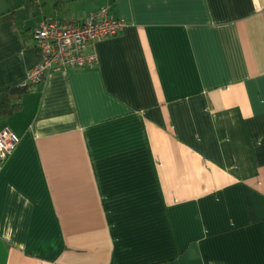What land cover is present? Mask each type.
<instances>
[{"label": "crops", "instance_id": "0c3cea01", "mask_svg": "<svg viewBox=\"0 0 264 264\" xmlns=\"http://www.w3.org/2000/svg\"><path fill=\"white\" fill-rule=\"evenodd\" d=\"M123 29L0 119V264H264V0H0V90L41 18Z\"/></svg>", "mask_w": 264, "mask_h": 264}, {"label": "built area", "instance_id": "2783aa9c", "mask_svg": "<svg viewBox=\"0 0 264 264\" xmlns=\"http://www.w3.org/2000/svg\"><path fill=\"white\" fill-rule=\"evenodd\" d=\"M125 20L110 13L108 4L69 22L41 18L31 36L42 59L33 64L22 84L31 86L51 70L90 67L97 64L95 51L86 48L93 41L120 32ZM19 136L8 126L0 128V163L13 151Z\"/></svg>", "mask_w": 264, "mask_h": 264}, {"label": "trees", "instance_id": "16d2710c", "mask_svg": "<svg viewBox=\"0 0 264 264\" xmlns=\"http://www.w3.org/2000/svg\"><path fill=\"white\" fill-rule=\"evenodd\" d=\"M29 88L28 85L18 84L0 90V119H4L20 110V98ZM151 264H167L165 260H156Z\"/></svg>", "mask_w": 264, "mask_h": 264}]
</instances>
